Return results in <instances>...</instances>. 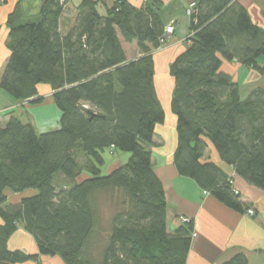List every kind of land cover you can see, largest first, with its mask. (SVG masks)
I'll return each instance as SVG.
<instances>
[{
  "label": "trees",
  "instance_id": "1",
  "mask_svg": "<svg viewBox=\"0 0 264 264\" xmlns=\"http://www.w3.org/2000/svg\"><path fill=\"white\" fill-rule=\"evenodd\" d=\"M44 1L33 14L18 4L6 19L9 56L0 91L39 105L37 87L48 86L59 128L38 133L13 116L0 127V264H41L40 257L63 264H185L193 222L168 232L149 149L165 120L153 85L152 56L165 28L159 1L135 8L130 0H48L41 9ZM70 3L75 22L63 30ZM194 4L188 46L168 70L176 119L172 164L220 204L247 214L249 204L230 177L204 157L211 145L236 176L264 191V91L241 100L237 84L220 70L225 61L264 73V30L237 0ZM134 42L139 56L129 60L125 47ZM107 150L130 158L102 175ZM29 191L8 203L7 193ZM20 227L37 254L8 249ZM222 264L248 260L239 253Z\"/></svg>",
  "mask_w": 264,
  "mask_h": 264
},
{
  "label": "crops",
  "instance_id": "2",
  "mask_svg": "<svg viewBox=\"0 0 264 264\" xmlns=\"http://www.w3.org/2000/svg\"><path fill=\"white\" fill-rule=\"evenodd\" d=\"M161 7L158 12L164 26L173 22L174 31L165 40V47L154 52V90L156 97L164 111V123L154 131L151 151V165L156 177L162 184L166 199V216L168 232H173L179 225L178 218L183 216L193 222L195 236L191 240L190 250L185 264H222L234 255L242 253L248 264H264V191H261L234 174V171L225 166L211 145L204 157L220 167L232 181L234 190L242 197V201L249 204L253 216L236 213L211 195L198 189L196 184L187 178L180 177L173 164L172 156L176 146V119L170 111V100L173 91V81L169 76V65L174 58L188 46L189 18L186 15L191 3L196 0H158ZM248 11L251 20L264 30V2L253 0H237ZM264 1V0H263ZM100 3L109 5V0H100ZM135 8L142 6L141 0H130ZM23 12L32 14L38 10V0H0V76L9 56L7 48L6 19L17 5ZM101 5V4H100ZM73 4L65 7L61 19L62 29H69L75 22ZM131 55L129 60L139 56L135 42L129 45ZM264 66V62H260ZM220 70L229 75L238 86L241 100L246 99L255 89L264 91V73L246 68L237 62L222 61ZM38 96L43 98L39 105H30L27 102H11L8 98L4 106L0 107V127H3L11 116L22 122L30 121L38 133H46L59 128L60 112L51 100L52 91L48 86L37 87ZM11 112L10 115H4ZM25 120V121H23ZM115 156L114 152L107 150ZM120 157V156H118ZM126 157H124L125 159ZM119 159V158H118ZM120 160H114L108 171L121 166ZM31 191L23 194L7 193L9 204H17ZM8 249L21 251L26 254H37L34 240L20 227L9 239ZM49 257H40L41 264ZM57 258V257H55ZM60 264H63L57 258ZM33 264V263H25Z\"/></svg>",
  "mask_w": 264,
  "mask_h": 264
},
{
  "label": "rangeland",
  "instance_id": "3",
  "mask_svg": "<svg viewBox=\"0 0 264 264\" xmlns=\"http://www.w3.org/2000/svg\"><path fill=\"white\" fill-rule=\"evenodd\" d=\"M142 1V0H141ZM253 1H257L258 3H261V2H264L263 0H253ZM187 15V13H186ZM169 25H173V22H171ZM165 44V42H164ZM165 47V45H163V48ZM128 52L131 54L132 51H130V49H132L133 47L129 48V47H125ZM6 97L9 99V101L11 102H14L15 103V100L10 97L9 95H7L6 93L0 91V107L4 106L5 103H6V100H4L3 98ZM25 121V120H23ZM115 153V156H112V153L109 154L108 151H105L104 154H103V158H104V165L100 167V171H101V174L102 175H106L108 172V169L111 165V163L115 160H120L122 165L126 164L128 162V159L130 158V154L128 153H121V152H114ZM120 156V157H118ZM124 157H126L124 159ZM119 158V159H118ZM79 163L80 165L82 166L83 164H85V160L82 159V158H79ZM80 179V178H79ZM65 181H63V179H61L60 177H57V180H56V185L57 186H62L64 184ZM44 263L45 264H60L58 259L57 258H48V259H45L44 260Z\"/></svg>",
  "mask_w": 264,
  "mask_h": 264
},
{
  "label": "built area",
  "instance_id": "4",
  "mask_svg": "<svg viewBox=\"0 0 264 264\" xmlns=\"http://www.w3.org/2000/svg\"><path fill=\"white\" fill-rule=\"evenodd\" d=\"M116 1L117 0H112V2H116ZM146 2H147V0H142V3H146ZM194 12H195V4L191 3L189 5L188 9H187L188 18H191V16L194 14ZM173 31H174V27L172 25L165 26L164 34H163L162 38L159 41L160 45H159V47L157 48L156 51H161L163 49V45H164V42H165L166 38H168L170 35H172ZM247 215L253 216V211L252 210H248L247 211ZM178 221H179L180 224H184V223L189 222V218L181 216V217L178 218ZM194 236H195V233L193 232L191 237L193 238Z\"/></svg>",
  "mask_w": 264,
  "mask_h": 264
},
{
  "label": "water",
  "instance_id": "5",
  "mask_svg": "<svg viewBox=\"0 0 264 264\" xmlns=\"http://www.w3.org/2000/svg\"><path fill=\"white\" fill-rule=\"evenodd\" d=\"M48 2V0H45L41 6V9L44 7V5ZM94 116V115H93Z\"/></svg>",
  "mask_w": 264,
  "mask_h": 264
}]
</instances>
